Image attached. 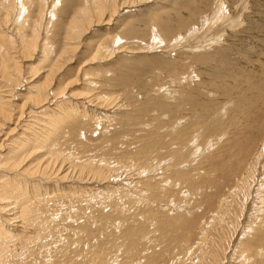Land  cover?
Segmentation results:
<instances>
[{
  "label": "bare ground",
  "instance_id": "6f19581e",
  "mask_svg": "<svg viewBox=\"0 0 264 264\" xmlns=\"http://www.w3.org/2000/svg\"><path fill=\"white\" fill-rule=\"evenodd\" d=\"M152 1L153 0H0V261L4 262L7 260L6 257L18 255V251L20 250L19 255L23 256V258H28L27 264H41L39 262L35 263V259H33V261H30V259L34 253V247L36 248V246L42 245L41 240H43V237L40 233L46 230H48L47 233L51 232L49 228L50 224L55 220L54 216L58 212L57 208L66 207L65 209H68L70 212V207H73V205L82 207L81 202L84 201L85 203H83L88 208L91 207V209L93 208L94 210L96 205H100L104 198L109 200V204H106L107 206L110 204L115 205L116 202L114 203L112 200L113 196L116 195L119 199H123L121 197L127 199L131 193L134 195L138 194V196L142 198L144 205L149 204L148 206L152 208L155 204L159 206L161 200L159 196L161 194L160 189L163 185L162 183L160 185L158 182L155 183L156 180L150 178L152 176L148 174L150 173L149 167L151 163L149 165L146 164L145 159H151L150 161L159 159V163H161V160L165 158H161L159 156L160 154H155L153 141H146L147 139H144L143 145L138 146L134 153L133 151L127 150L119 153L116 151L113 152L112 148L108 149L105 144L110 143L111 146H113L112 139H106L103 142L99 140L100 143L97 142L98 144L96 145L93 142L89 143L88 141V143H85L81 141L82 130L80 131V129L87 124H93L95 130L101 127L99 128V130L102 129L100 132H104L106 127L108 128L111 124H117L118 120H120L117 116L118 111L129 105H125V103L122 104L120 98L130 96L128 87H125L120 95H109L107 91L111 89L110 84H115L110 81V83L106 82L105 79L99 77L102 75H95V73L87 71L86 68L97 63L103 64L109 62L112 58H116L118 55L125 53L124 50L132 49L128 44L138 43V41H141L139 44H142L144 40L135 38L134 41L133 38H131L134 35H142L146 32V29H149V33L147 34L149 35V46H155V48L162 47V49H174L178 44H182L186 40H192V44L194 45L191 51L194 52V55H201L200 60H197L194 56V64L192 63V65H196L197 67L201 66L203 68L202 70L207 71L206 73L208 75L217 73L218 71L214 70L219 68H223L224 73H232L230 76L231 79L228 78V80L234 81L229 83L226 82L227 79H225L221 87L224 96L229 100L227 104L235 102L232 104H237L235 106V108L237 107V111H242L243 108L245 110V106L249 105V97L251 98L257 95L259 99L264 98L263 27L259 24H254V26L248 25L250 29H253L251 33L252 37H242L248 39L243 41L241 45H238L237 50L233 47L236 43L231 45L229 42L227 45L225 43L227 40L222 39L228 31H233L238 24H241L240 17L238 19V15L241 13L238 12L239 14L237 15L235 12L234 14V11L238 8V3L236 6L231 7L232 10L227 11V8L225 11L226 7H223V1L221 0V2L218 0V5L214 6L213 11H206L201 16L200 20L193 24L188 21V17L192 15V13L197 12L200 7L203 9V12L205 10L204 8L210 7L207 5L206 1L192 0V6H185V3H190L191 0H162L164 4L157 3L158 7L155 8L172 11L171 17L164 16V11H157V14H155L159 15L156 19L157 23H152L153 21L150 22L149 20L134 22L132 24L129 23L130 20L134 19L136 16H148L147 12L150 10L142 9L133 13L135 11H125L124 8H132L137 5L142 6V4L152 3ZM172 1L174 4L176 3L175 5L182 4V6H176L177 9L168 8V3L173 4ZM239 2L243 3L242 1ZM240 5L239 8H241ZM163 6H165V8H163ZM261 8L264 9V4L261 5ZM181 10H183V13H179ZM160 12H162V14H159ZM175 17L178 18L184 32H178L179 34H177V36H173L172 39L168 40L164 37L163 33L167 32V28H170L171 24L176 21ZM232 17H234V19H232ZM107 26H111L112 28H105ZM213 28L216 30H212ZM214 34L216 37L215 41L217 40V42H214V38L212 39ZM89 35L96 37L95 41L91 40L85 42ZM208 35L212 36L207 40ZM230 38L231 36L228 38V41ZM221 39L222 41L220 42L219 40ZM130 40L132 42H130ZM223 41L225 43H223V45H227L225 46V50L232 53L223 56L221 63L218 61V64H210L205 58L204 53L209 50L210 46H216ZM205 48H207V50ZM202 50L205 51L201 52ZM126 53L136 54L133 50L132 52L130 50V52ZM81 55L86 56L87 59L78 69L73 71V69H75L74 65L77 61V56L79 58ZM96 67L99 66L97 65ZM92 68L93 67L89 69ZM93 70H95V68H93ZM84 79H88L86 87L90 88V90L86 93L74 95L71 89L79 85V82ZM22 88L24 92H20ZM247 92L250 93L249 97H246ZM77 98L83 99V101L79 102ZM127 99L124 98L123 102ZM263 100H259V102L262 104ZM84 105L89 107V109L87 110ZM114 108H116L113 110L115 113H111L110 111ZM257 108H259V106ZM247 110L246 108L244 112L247 113ZM259 110H261V108ZM244 112H242V114ZM126 116L127 114L123 116V120L126 119ZM237 116L235 119L238 118L237 120H239L240 118ZM243 116L245 115H242V117ZM259 116L261 115L259 114L257 119H259ZM245 117H247V115ZM242 119H244V117ZM248 120H250V118ZM230 121L232 120L230 119ZM250 123L251 121L248 125H250ZM240 124L243 125L242 123ZM245 125L247 124L245 123L243 128ZM230 128L228 131H230ZM232 129L234 130V128ZM173 131L174 129L170 134L173 133ZM185 135V133L180 132L177 133L175 139H173V142H177L180 146V150L178 151L179 155L192 145L191 142H188L189 140H186L187 138L185 139ZM74 136H78L75 142L74 139L76 137L74 138ZM249 136L250 135H248V137ZM81 144H83L82 146L85 148V152L88 155L87 159L79 161L78 158L73 156V152ZM175 147H177L176 144ZM253 147L256 148V146ZM92 151L96 154L91 155ZM253 152L251 153L253 154ZM195 154H197V152ZM243 154L244 156L246 155L245 153ZM190 156L188 158L192 159L195 155L192 157ZM250 158L253 160L250 166H248V170L245 172V178L242 182L240 181L239 186H236V189L231 194L230 200L227 201V203L223 200L225 204H222L223 206H221V208L219 207L220 210L218 214H215L216 217L210 219L212 220L211 224L209 223L210 225H208V229L206 230L210 231V234L213 233V235L209 237L212 243H208L210 246L207 248H201L197 254L198 256L194 253L195 257L197 256V261L196 263L193 262L189 264H264V178L261 180L256 178V174L260 168L264 172V141L256 152L255 157ZM243 160H245V157ZM243 162L244 161L240 163ZM159 163L157 164L158 166L156 165L157 169ZM165 166H168V164ZM178 167L179 166H177V168ZM180 169H178V171ZM134 170H136V172L138 171L137 178L135 176V178H132L134 174H130V172ZM145 174L147 177L149 176V178H147ZM142 175L145 176V179H143L144 176ZM168 178L169 177L164 179ZM179 178L181 179L182 177L179 176ZM152 181H154V183H152ZM156 191H158V194ZM251 196H254V198H250ZM132 198L129 199L131 201L130 204H132ZM251 199L254 200L257 208V223H252L250 226L247 225L244 227V230L241 231L242 237L238 238L236 244L233 246L231 257L229 254V259H221V254L225 253L227 250L224 245L226 243L225 240L229 239L231 234H234L236 231L238 221L246 210V203ZM116 201L118 202V200ZM133 202V204H135V201ZM50 204H52V207H57V212L51 209ZM116 206L117 205H115V207ZM101 207H103V205ZM109 207L110 206H108V211L112 210V208L109 209ZM105 208L107 207L105 206ZM116 208L118 209L119 207ZM119 210L121 211V209ZM237 211H239V215ZM113 212L116 213V209H114ZM75 213L83 214L79 211ZM71 217H73V215ZM58 218L61 217L58 216ZM145 219L148 220V222L150 221L149 224H155L153 219L149 217L147 219V216ZM171 220L175 221L174 219ZM119 222H121V220ZM121 224L124 225V223ZM149 224H147V226H149ZM143 225L137 229L135 227L130 228L131 225H129L130 227L124 230V234H121L123 235L124 244L122 247L126 251L125 253L133 254L134 250L141 245V243L137 245V241L140 242V240L136 241L135 237L138 233L142 236L141 229ZM121 227L123 226L121 225ZM33 230L37 231V233L33 234L31 232ZM203 230L202 235L205 234ZM130 232L134 235H130ZM248 232L252 235H249ZM46 236H48V234ZM206 237L202 236L203 241L200 239L202 244L206 243ZM120 244L122 243L118 245ZM226 245L228 249L232 250V247L230 248L228 244ZM40 246L37 250H39ZM93 247L95 248V246ZM45 248L48 249L46 246L44 249ZM88 249L85 252H88ZM104 249L105 248H103V250ZM118 250L116 251L118 252ZM49 251L52 250L49 248ZM49 251L48 253L51 255L50 253L52 252ZM91 251L93 255L96 248L95 251ZM113 252L116 254L115 250H113ZM75 253L79 255V253ZM122 253L123 252H121V255ZM87 255L85 256L87 257ZM82 256L85 258L84 255ZM134 256L136 257V255ZM222 256L224 258V255ZM46 257L49 258V256ZM93 257L94 259L91 256L90 258L92 259L86 263L96 264L98 261L99 264H117V259L113 260L114 257L110 258L116 263L109 262V257L107 261H103L99 258L102 257V254H94ZM44 259L45 257L43 258L45 263L42 264H66L67 262L61 259L55 260L54 262H47V260L45 261ZM49 259L51 260L52 258ZM103 259L105 258L103 257ZM121 259L123 260L122 257ZM147 259L146 257L144 258V264H148L149 261ZM151 259L150 262L152 261ZM36 260L38 261V259ZM122 260L119 264L130 263L129 260V262L125 261V259L124 261ZM137 260L141 261L142 258L139 257ZM22 261L23 260L20 259V262ZM77 262L79 263V261ZM134 262H136V260ZM13 264L20 263L15 261ZM72 264L74 263L72 262Z\"/></svg>",
  "mask_w": 264,
  "mask_h": 264
},
{
  "label": "rangeland",
  "instance_id": "374dc122",
  "mask_svg": "<svg viewBox=\"0 0 264 264\" xmlns=\"http://www.w3.org/2000/svg\"><path fill=\"white\" fill-rule=\"evenodd\" d=\"M204 1H206L207 5L210 7L204 8L205 9L204 12L203 9L200 7L199 10H197V12L192 13V15L188 17V21H190L193 24L197 23L200 20L201 16L206 11L211 12L214 10V6L218 5V0H204ZM222 1L221 2L224 4L223 7H226L225 11L227 8L229 9V10L227 9V11L232 10L231 7L236 6L237 3L239 5L241 4L240 5L241 8H239V5H237L240 10L237 8V10L234 11V14L236 12L237 15L241 13L238 15V19L240 17L241 24H238V26H236L233 31L231 30L228 31L227 34H225V37H222V39L227 40L225 42L227 45L229 44V42L231 45H233V43H236V45H234L233 47H235V49L237 50L238 45H241L243 41L248 39L242 37H249V38L252 37L251 33L253 29H250L248 25L254 26V24H259L264 29V9L261 8V5L264 4L262 3L264 2V0H222ZM239 1H242L244 4L240 3ZM191 2L192 0L190 1V3L186 2L185 6H192ZM157 3L162 5L164 4L162 0H157V1L153 0L152 3L142 4V6L137 5L132 8H124L125 11L128 10L135 11L133 13H136V11L142 9L150 10L149 12H147L148 16H142V15L136 16L134 17V19H131L129 23L132 24L134 22L148 21V20L150 22L153 21L152 23H157L156 19L159 16V15H155L157 14L156 13L157 11H164L163 12L164 16L171 17L172 11L155 8L158 7ZM172 3L173 4L168 3V8L177 9L176 6H182V4L175 5L176 3L174 4L173 1ZM163 8H165V6H163ZM183 10L179 11V13L180 12L183 13ZM159 14H162V12H160ZM234 17H232V19H234ZM175 20L176 21L173 24H171V27L167 28V32L163 33L164 37L167 38L168 40L172 39L173 36H177V34H179L178 32H184L177 17H175ZM111 26H107L105 28H112ZM148 30L149 29H146V32L143 33L142 35H134L133 37H131L133 38V40L135 38H139V40L141 39L144 40L142 41V44H139V42L141 41H138V43L135 42L134 44H128L130 45V47H132V49H130L131 52L133 50V52H135L136 54L126 53V52H130V50H124L125 53L118 55L116 58L115 57L112 58V60H110L109 62L103 64L97 63L95 65L86 68L87 71L95 73V75H99V74L102 75L99 77L105 79L106 82L110 81L113 84H115V85L110 84L111 89L107 91L109 95H113V96L120 95L122 94V90H124L125 87L126 88L128 87L129 88L128 91L130 92V96H128L129 98L122 97L120 98V101L122 100L121 101L122 104L125 103V105L129 104L130 106L128 105L129 107L128 106L124 107L120 111H118L117 116L118 119H120L121 121L118 120L117 124L114 125L111 124L108 126V128L106 127L104 131L105 133L102 131L100 132V130L102 129L99 130V128L101 127L95 130L94 129L95 126L93 124H87L86 126H83L80 129V131L82 130L81 132L82 140L80 138L79 139L85 143H88V141L89 143L93 142L95 143V145L105 141L106 139H112L113 146H111L110 143H106L105 146L108 149L112 148L113 152L116 151L119 153L122 151L124 152L126 150L131 152L133 151L134 153L138 146L143 145L142 143L144 139L145 140L147 139L146 141H150V140L151 142L153 141L155 154H160L159 156L161 158L163 157L165 158L161 160L162 161L161 163H159L160 161L159 159L152 161H150L151 159H145L146 164L149 165L151 163L149 167L150 173L148 174L149 176H152L150 178L155 179L156 180V181L154 180L155 183L158 182L159 185L161 183L163 185V186L161 185L162 188L160 189L161 194L159 196L161 200L159 202V206H156L155 204V206H153L152 208L151 206H148L149 204L144 205V203L142 202L143 201L142 198H140L138 194L134 195L133 193H131L127 199L125 197H121L123 199H119L118 196L116 195L113 196L112 200L114 201V203L116 202L115 205H117L116 207L119 208L117 209L115 205L110 204L108 206H110L109 209L112 208V210L109 211H108V206L106 205L107 203L109 204L108 202L109 200L105 198L103 199V201L105 200L106 202L101 201V204L96 205L94 210L93 208L91 209V207L88 208L84 204L85 203L84 201H83L84 203L81 202L82 207L78 205L75 206L73 205V207L69 206L71 208V209L69 208L70 212L68 209H65L66 207H60L61 208L60 209L55 206L52 207L51 206L52 204H50L51 209H53L54 212L58 211L60 213L58 212L56 214L54 213L55 220L50 224V228H49V231L51 232L47 233L48 230H46L45 232L40 233L41 236L43 237V240H41L43 246L38 245V247L40 246L39 250H37L38 249L37 246L36 248L34 247V253L30 261L31 260L33 261V259H35L36 261L35 263L39 262L42 264L45 263L43 261V258L45 257L44 260L45 261L47 260V262H51V261L54 262L55 260L61 259L62 261H67L66 264L68 263L72 264V262L74 264L75 263L85 264L87 261L89 262L90 259L92 258L94 259L93 257L94 254L95 255L102 254V257L99 258H101L103 261L104 260L107 261V259H109L110 257H114L113 260L117 259V264H119V262L122 260L121 257L123 258L122 261H124V259L127 262L130 261L129 264H144L145 257L148 258L147 259L149 261L148 264H173V263L189 264L193 262L196 263L197 261L196 258L198 256L197 254L199 250H201V248L203 247L206 248L209 247L210 244L212 243L209 237H211L213 233L210 234V231L206 230L208 229V225L211 224L212 220L210 219L216 217L215 214L219 213L221 206H223L225 203H227V201L230 200L231 194L236 189V186H239L240 181L242 182V180L246 176L245 172L248 170V166H250L253 160V159L251 160L250 157L253 158L255 157L256 152L259 150L262 142L264 141V125H263L264 98L259 99L257 95L255 97L253 96L250 98L249 97L250 93L247 92L248 95L246 94V97H249V99L247 98L249 100L248 101L249 105L247 104L248 106H245V110L243 108L242 111H237L236 110L237 107L235 108L237 104L235 105L232 104L235 102L229 103L231 105L227 104V101L229 102V100H227L226 97L224 96L223 89L221 87L225 79H227L226 82L229 83H232L234 81V80H228V78L231 79L230 77L232 75L231 72L224 73L223 68H219L214 70V71H218L217 73L208 75L206 73L207 71L202 70L203 68L201 66H198L200 67L198 68L196 65H192L195 59L194 56L197 58V60L201 59V55H194V52L191 51V48L194 45L192 44L193 42L192 40H186L184 43L178 44L177 47H175L174 49H164V48L162 49V47L155 48V46L154 47L149 46L150 44V42L148 41L149 35H147L149 33ZM212 30H216V29L213 28ZM211 36L212 35H208V38L206 36L207 40L210 39L209 37ZM213 36L212 39L214 38L213 39L214 42H217V40L215 41L216 38L215 34ZM230 36L231 38L228 41V38ZM95 39L96 37H94L93 35L92 36L89 35V37L86 38L85 42L91 40L95 41ZM222 39L219 41L221 42ZM130 42L132 41L130 40ZM223 43L224 41L216 46L215 45L210 46L209 50L205 48L207 51L204 53L205 54L204 56L210 64L212 65L218 64V61H220L221 63L223 56H225L228 53H232V52H227L225 50L226 49L225 46L227 45H223ZM204 51L205 50H202L201 52ZM263 52H264V46H263ZM78 56L76 59L77 61L75 62L74 65L75 69H73V71L78 69L82 65V63L87 59L86 56L81 55V57L79 58ZM97 65L99 67H96ZM91 67L95 68V70H93V68L89 69ZM204 76L207 77L205 78ZM87 83H88V79L81 80L79 82V85L71 89L72 93L74 95H78L80 93L88 92L90 88L86 87ZM23 88L22 90H20V92H24ZM124 98L126 99L128 98V99L123 102ZM251 100L255 105L251 102ZM259 100L260 101L263 100L262 104L261 102H259ZM77 101L82 102L83 99H78ZM226 105H228L229 108ZM84 106L86 107V105ZM224 106L227 107V110L226 107ZM258 106L259 108H257ZM86 108L87 110L89 109V107ZM246 108L248 109L247 113L244 112L246 111ZM260 108L261 110L262 109L263 110L262 111L259 110ZM115 109L116 108L112 109L110 112L115 113V111H113ZM242 112L244 113L242 114ZM125 114H127V116L125 117L126 119L123 120V116ZM259 114L261 116H259V119H257ZM242 115L245 116L247 115V117L243 116L244 119H242L243 118ZM236 116L239 117L240 119L239 120H237L238 118L235 119ZM249 118L250 120H248ZM230 119L232 121L234 119L233 123L232 121H230ZM250 121L251 123L250 125H248ZM244 122L247 125H245V127L243 128L245 124ZM240 123H242L243 125H241ZM246 126L248 130L246 129ZM249 127L251 132L249 131ZM229 128L230 131H228ZM232 128H234V130ZM173 129H174L173 133L170 134V132ZM180 132L186 134L185 139L187 138L186 140H189L188 142H191L192 145H190L191 147L187 148V150H185L182 154L179 155L178 151L180 150V146L179 144H177V142L175 141L173 142V139H175L176 134ZM248 135L250 136L248 137ZM77 137L78 136H74L75 138L74 142L76 139H78ZM147 137L150 139H148ZM163 142H164V146H163ZM175 144L177 147H175ZM82 145L83 144L79 145L73 152L74 153L73 156L78 158L79 161L83 159H87V155H88L86 154L85 148ZM253 146H256V148H254ZM93 152L94 151H92V153ZM194 152L195 153L197 152V154H195ZM251 152H253V154ZM92 153L91 155L96 154L95 152L93 154ZM191 153L196 157L193 156ZM243 153H245L246 155L244 156ZM189 156L190 157L193 156V158L192 159L188 158ZM244 157L246 161L243 160ZM240 160L244 161L243 162L244 164L240 163L242 162ZM158 163H159V167L157 169L156 165ZM162 163H164L165 165L168 164V166H165ZM177 166L179 167L177 168ZM178 169H180L179 170L180 172L178 171ZM133 172H130L131 175L134 174L132 178L135 177L137 178L138 171L136 172V170H134ZM145 176L143 177V179H145ZM149 176L146 177L149 178ZM179 176L182 178L180 179ZM167 177L169 178L164 179ZM256 178H258V180L264 178V172L261 168L258 170L256 174ZM154 181H152V183H154ZM156 192L158 194V191ZM131 198H132V204H130L131 201L129 200ZM250 198L253 199L254 196L253 197L251 196ZM252 199L250 201L248 200L249 203L248 201L246 203L247 204L246 210L244 211L243 216L240 217L238 221V227H237L238 230L236 229L237 232L235 231L234 234H231L230 238L233 240H231L229 236H228L229 239L225 240L226 243L224 245L227 250L225 253L221 254L220 256L222 257L221 259L224 260L229 259V254L231 257L233 252V246L236 244L237 239L242 237L241 231L244 230V227H246L247 225L250 226V224L252 223L254 224L257 223L256 221L257 208L255 206L254 200ZM116 200H118V202ZM223 200L225 201V203ZM133 201H135V204H133L134 203ZM102 205L103 207H101ZM105 206L107 208H105ZM97 208L98 209L101 208V209L98 210ZM114 209H116V213L113 212ZM119 209H121V211ZM77 211L82 212L83 214L81 215V213H75ZM238 212L239 211H237V213ZM239 214L240 213H238V215ZM72 215L73 217H71ZM58 216L61 218H58ZM146 216L147 219L148 217L150 219H153L155 221V224L154 225L149 224L150 221L148 222V220L145 219ZM65 219L67 220L69 219V220L67 221ZM171 219H174L175 221H172ZM60 220H62L63 223ZM120 220L121 222H119ZM140 220L142 223L140 222ZM159 221L161 222V224ZM121 223H124V225ZM147 224H149V226H147ZM203 224L205 225V227ZM121 225L123 227H121ZM129 225H131V227ZM142 225H143V228L141 229L142 236H140L141 234L138 233V235H136L135 237L136 241L140 240V242L137 241V245L138 243L139 244L141 243V245L138 246L139 248L137 247L134 250L133 254L125 253L126 251L122 247V245L124 244L122 237L123 235L121 234H124L123 233L125 232L124 230L128 229L129 227L130 228L135 227L137 229ZM202 230L205 233L203 235H202L203 233ZM31 232L33 234L37 233V231L35 230ZM47 234L48 236H46ZM248 234L252 235L250 232H248ZM130 235H134V234L130 232ZM120 236L122 237V239ZM138 236L140 237V239ZM202 236L206 237L205 238L206 243L204 244H202L203 241ZM200 239H202L201 242ZM119 243H122L120 244L121 246L118 245ZM226 244H228L230 248L232 247V250L228 249ZM104 245H107L108 248L107 246ZM45 246L48 248V249L45 248L46 251L47 250L49 251V248L50 250H52L49 251L52 252L50 253L51 255H49L48 251L46 254V251L44 249ZM93 246H95L96 251ZM102 247L105 249L103 250ZM87 249L89 251L85 252ZM91 250L95 251L93 255L91 254L92 253ZM113 250H115L116 254L113 252ZM116 250H118V252L120 253H118ZM75 252L79 253V255L78 254L76 255ZM121 252L125 254L122 253L121 255ZM19 253L20 250L18 251V255H15L14 257L13 256L6 257L7 260L4 262L0 261V264H13L15 261L19 262L20 264H27L28 258H23V256L19 255ZM194 253L197 255L196 257ZM37 254L39 255V257ZM109 254L111 255L113 254V255L111 256ZM82 255L84 256L87 255L88 258L86 256L84 258ZM134 255H136V257ZM222 255H224V258ZM46 256H49V258L52 259L50 260ZM91 256L92 258H90ZM175 256L176 257L178 256L177 259ZM103 257L105 259H103ZM137 257L142 258V260L138 261ZM20 259H22L23 261L20 262ZM36 259H38V261ZM150 259L152 260L151 262ZM113 260H111L110 258L108 261L116 263ZM135 260L136 262H134ZM77 261H79V263ZM96 264H99V262L97 261Z\"/></svg>",
  "mask_w": 264,
  "mask_h": 264
}]
</instances>
